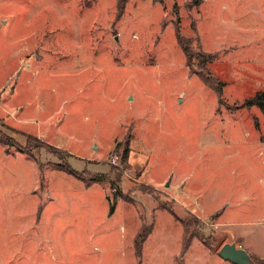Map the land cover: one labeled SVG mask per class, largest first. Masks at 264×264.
Segmentation results:
<instances>
[{
  "label": "rangeland",
  "instance_id": "374dc122",
  "mask_svg": "<svg viewBox=\"0 0 264 264\" xmlns=\"http://www.w3.org/2000/svg\"><path fill=\"white\" fill-rule=\"evenodd\" d=\"M200 3L0 0V264H233L218 252L239 236L264 252V113L244 105L264 50L231 76L212 63L222 94L203 83L176 32L202 50Z\"/></svg>",
  "mask_w": 264,
  "mask_h": 264
},
{
  "label": "crops",
  "instance_id": "0c3cea01",
  "mask_svg": "<svg viewBox=\"0 0 264 264\" xmlns=\"http://www.w3.org/2000/svg\"><path fill=\"white\" fill-rule=\"evenodd\" d=\"M199 1H201L198 9L199 17L197 18L195 24L196 32L201 31L203 38V40L201 41L200 35L197 36L199 38V47H201L202 50H204L206 53L217 54V56L218 53L221 54V57H219L218 59L216 58L213 62V65H215L216 67H222L224 73H221V76L230 75L232 69L234 71V69L242 67V64L245 60V53H249L251 50L255 51V49H257L258 47L260 48V51L264 50V47H262L264 43L262 41V36L261 34L256 33V29L262 28L261 24L257 21V18L262 17L261 10L264 7L263 0H259L258 4L252 3V1L257 0ZM227 3H229L230 6L234 8L231 13L227 12ZM248 28L250 30H254L253 33H250V31H248ZM207 34L210 35V37L206 41L205 35ZM212 40L214 42H212ZM211 68L213 73L216 75L213 70V66H211ZM85 187L89 186L86 185ZM239 237L242 241L239 242L241 243V247L243 245L244 249H246L248 253L250 252L248 251L247 246L250 245L251 249L254 248L253 252H251L252 254H256L264 258V252L261 253L258 247L245 243L243 236ZM147 240L148 238L146 239V241ZM228 243L235 242L231 241Z\"/></svg>",
  "mask_w": 264,
  "mask_h": 264
},
{
  "label": "trees",
  "instance_id": "16d2710c",
  "mask_svg": "<svg viewBox=\"0 0 264 264\" xmlns=\"http://www.w3.org/2000/svg\"><path fill=\"white\" fill-rule=\"evenodd\" d=\"M126 2V0H124ZM178 30V29H177ZM177 32V36H178V43L180 44L181 47H183V50L186 54L187 57L189 58H201V62L198 61L199 65L202 66H208V72L206 74V76H203L200 73L198 74V77L201 78L202 82L205 83L206 85L212 87L216 92H218L219 94H222L221 90L222 87L225 86L226 82L221 79L220 77L216 76L211 68L212 63L214 62V60L217 58V54H213V53H206L205 51L199 50L197 53H193L191 51V47L189 46V40L186 41L185 39L183 40L182 36H180V32ZM188 44V45H187ZM244 105L245 106H250V105H255L258 106L261 111L264 113V92H258L255 96L250 97L249 99H246L244 101ZM31 139L37 141L38 143H41V140H39L36 137H32L30 136ZM0 144H11L10 143V138L9 136L7 137L4 133H2L0 131ZM21 149V148H20ZM62 167V166H61ZM65 171L68 172L69 174H72L74 176H76L77 178H81L83 175H85V173L87 172H78L77 170L73 169L71 166L70 167H65ZM91 180H96L95 178H92ZM91 182H87L86 184L89 185ZM123 197L125 200L127 199L126 195L121 194V192H117L116 197L113 199H110L111 204H110V212L112 213L117 205V199L118 197ZM171 214L174 215V217L177 219V221L179 220L184 228V221H186V219H183L177 215H175V213L173 212V210H170ZM190 216V215H189ZM150 228H148V230H145V227H142L140 232L136 235L135 237V241H134V246L136 247V252L138 256H141L142 253V249H143V243L146 241V239L148 238L149 234H150ZM186 230L184 228V234H185ZM204 244L207 245V247L213 248V244H211L208 240H202ZM190 243H191V239L187 240L186 242H183V252L187 251L190 248ZM258 264H264V261L259 262Z\"/></svg>",
  "mask_w": 264,
  "mask_h": 264
},
{
  "label": "water",
  "instance_id": "95a60500",
  "mask_svg": "<svg viewBox=\"0 0 264 264\" xmlns=\"http://www.w3.org/2000/svg\"><path fill=\"white\" fill-rule=\"evenodd\" d=\"M218 254L222 259L233 264H254L247 250L241 246L238 247L236 243H225Z\"/></svg>",
  "mask_w": 264,
  "mask_h": 264
},
{
  "label": "built area",
  "instance_id": "2783aa9c",
  "mask_svg": "<svg viewBox=\"0 0 264 264\" xmlns=\"http://www.w3.org/2000/svg\"><path fill=\"white\" fill-rule=\"evenodd\" d=\"M118 159V156L115 155V158H113V162H115Z\"/></svg>",
  "mask_w": 264,
  "mask_h": 264
}]
</instances>
